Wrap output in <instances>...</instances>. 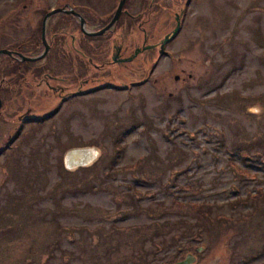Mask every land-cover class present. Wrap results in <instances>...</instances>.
<instances>
[{
    "label": "rangeland",
    "instance_id": "rangeland-1",
    "mask_svg": "<svg viewBox=\"0 0 264 264\" xmlns=\"http://www.w3.org/2000/svg\"><path fill=\"white\" fill-rule=\"evenodd\" d=\"M141 1L151 0L124 5L134 13ZM51 2L0 0V50L41 55V6ZM154 5L141 27L120 15L116 29L130 54L147 32L150 51L104 78L94 68L82 77L65 61L54 78L63 93L35 76L47 59L69 57L60 43L70 46L71 27L48 32L59 47L44 61L0 54V80L15 81L0 92V264H162L176 247H202V264H264V0ZM186 5L174 56L162 57L152 45L174 31ZM108 21L93 19L91 30ZM112 34L94 45H111ZM182 69L185 87L175 80ZM88 78L109 85L71 96L98 85ZM86 147L92 164L67 170L66 153Z\"/></svg>",
    "mask_w": 264,
    "mask_h": 264
},
{
    "label": "flooded vegetation",
    "instance_id": "flooded-vegetation-1",
    "mask_svg": "<svg viewBox=\"0 0 264 264\" xmlns=\"http://www.w3.org/2000/svg\"><path fill=\"white\" fill-rule=\"evenodd\" d=\"M95 1L96 0H54L55 4L51 2L50 4L46 5V7L41 6V46L43 49L41 54L45 50V43L43 41L44 21L48 14L54 12L49 15L46 21V24H45V39L48 44L49 50L47 54L44 56V58L41 59V61L46 60L49 57L48 54L50 52H53V50H56V48L59 47V45H57L56 40H54L56 39L55 37L54 39H51L50 42L47 40V34L49 31L54 30V29L60 31L63 27L66 28L69 26L71 27L70 33L73 30L74 32L70 34L71 35L70 46H67V41L65 40L64 41L61 40V43H60L64 47L65 46L69 47V52H70L69 57L66 55V53L65 54L63 53L64 54L63 56L58 54L60 59L58 58H56L55 60L47 59L46 60L47 63L45 64L46 66L44 65L43 67H41V71L37 73V76H35V77L40 78V80L37 82L39 87L46 86L48 88H51L52 90L55 89V91H59L62 93L66 92L65 90H63V87H58L54 85L55 84L54 78L61 75V73L63 72V70L60 69V67H64L65 61L70 62L71 66H73L72 69L74 73L78 71L77 67L79 64L81 67V70L79 73H81L82 77L86 75L89 76L90 74H92V70L95 69V70H101L99 74H102L104 78L106 69L110 67H116V66L120 67L122 65H126V63L133 62L137 59V57H139V54L135 56L137 51L141 53L142 51H146L148 48H150L151 45H147L148 33L145 32V42H144L145 44L143 45V47L141 49L140 48L136 49V51H134L133 54H130L129 47H125L124 42L122 41L119 42V40L117 39L118 37H120V34L123 35L121 32H119L118 34L116 30L120 21H116L111 29H109L106 33L102 34V36H105L107 33H111V34L113 33L111 45H110L109 38L105 42V44L98 45L97 43L96 45H94V42L92 39L94 37L95 38L102 37V36L96 35V33L100 32L102 29L91 30V24H92L93 19L98 20L100 22L106 21L108 19L109 21L106 23V25L110 23L116 14V11L118 9V6L121 0H118L117 3L112 5L110 8L107 7V10H104V9L101 10L98 8V5L99 6L102 5V0L99 1L101 3L98 2L99 3L98 5ZM155 2L156 0H151L149 5H147L146 1L144 2L141 1L137 5V7H135L134 13L127 10V8L125 7L126 5H124L122 9V13H121V18L123 16H128L129 19H131L133 22H136V21L140 22L141 16L145 12L155 13L154 11V6L156 7V5H154ZM162 6L163 5H160V7ZM187 8H188L187 5L182 6L179 11L180 14L176 13L175 15L176 27L179 22L180 23L179 31L174 35H173L174 31H172L171 33H167L166 36H169V40L165 44L162 54H161V45H162L163 40L160 42V44L156 43L152 45L156 49L158 47L159 54L162 57L171 58L174 56L173 53L170 51V48H171V45L176 42V39L179 33L183 29L185 17H186L187 10H188ZM56 11H60V12H56ZM156 12H157V9H156ZM66 20H70V22H66ZM144 23L140 22L139 27H141L142 26L141 24H144ZM54 35L57 37L59 36L57 33H55ZM64 47L62 48V50H65ZM11 51L21 53V51L15 50V49ZM147 51H150V49ZM87 56L89 57L88 59H86ZM10 58L14 61H23L17 54L11 55ZM129 59H132V60L128 62L127 60ZM158 60L159 59L157 58L155 62H157ZM73 62L75 63V65ZM184 72L185 70L182 69L181 70L182 74H178L175 76V80L177 82H181L182 87L187 86V82L183 77ZM19 77H22V78L19 79ZM13 78L14 76L11 75L9 80H2V79L0 80V92L3 91V88H6L10 91L14 90L13 83L15 81ZM16 78H18L19 85L21 86H23L25 83H29L26 79H24V76H16ZM189 78H191V75H189ZM92 80H95V83L102 81L101 79L96 80L92 78L90 79L88 78L84 81L85 83L90 84L92 83ZM142 82H145V80ZM133 83H138V82H132V84ZM108 85L109 84L104 83V82L98 83V85L92 86L89 89V91H85L83 87H80L78 91L75 93H72L71 96L73 97L84 96V95L89 94L90 91L95 90L94 87H97V89H99V88H103ZM162 248L163 247H160V250H162ZM178 249L179 248L176 247L174 251V253H177L178 256H173V255L169 256L168 258H166V261L163 262L162 264H175V263L185 260L189 256H191V262L189 264H202L200 255H198V253L201 252L202 247H197L194 252L192 251L189 252V249H187L188 252L186 251L184 254L182 253L183 251L181 250L177 252Z\"/></svg>",
    "mask_w": 264,
    "mask_h": 264
},
{
    "label": "water",
    "instance_id": "water-1",
    "mask_svg": "<svg viewBox=\"0 0 264 264\" xmlns=\"http://www.w3.org/2000/svg\"><path fill=\"white\" fill-rule=\"evenodd\" d=\"M125 1L126 0L120 1L118 9L116 11V14H115L114 18L112 19V21L110 22V24L107 27H105L102 31L96 33V35H102L106 29L111 27L118 20L119 16L122 13V9H123ZM56 12H60V11H56ZM52 13H54V12H52ZM52 13H50V14H52ZM50 14H48L46 16L45 21H44L43 41L45 43V50L41 55H39L37 57H27L21 53L13 52V51L8 50V49H1L0 54H5V55H9V56H11L13 54H17L23 61H27V62H36V61H39L42 58H44V56L47 54V52L49 50L48 44H47L46 39H45V24H46V21H47ZM179 28H180V23L178 22V25L175 28L173 35L179 31ZM168 40H169V36H166L162 42V45H161V54H162L164 47H165V44L167 43ZM138 52L139 51H137L135 55H137ZM1 105H2V99L0 97V108H1ZM95 156H96V153L94 150H91V148L86 147V148L72 149V150L68 151L65 155V167L69 171H74L80 167H88L89 164L90 165L92 164V162H93L92 160L95 158ZM190 262H191V256H189L185 260L178 262V263H175V264H189Z\"/></svg>",
    "mask_w": 264,
    "mask_h": 264
},
{
    "label": "trees",
    "instance_id": "trees-1",
    "mask_svg": "<svg viewBox=\"0 0 264 264\" xmlns=\"http://www.w3.org/2000/svg\"><path fill=\"white\" fill-rule=\"evenodd\" d=\"M126 134L127 133H124L123 134V137H125L126 136ZM240 153H242V155H243V157H245L246 158V156H249L250 155V152H247V153H243V151L241 152V151H239ZM119 157H120V151H117L116 152V155H115V157L113 158L114 160L112 161L113 163H112V167H110V170H114L115 169V167L117 166V164H118V162H119ZM230 163H231V165H234L235 164V160H234V153L233 154H230ZM252 163H254V161L252 162ZM252 165V164H251ZM237 166V165H236ZM253 166V165H252ZM126 168H136V164H134V165H129V166H127ZM260 191V190H259ZM259 191H258V193H259ZM262 193L263 192H260V194H259V196H262ZM261 198V197H260ZM10 228H12V226L10 227ZM135 233H138V230H136V232Z\"/></svg>",
    "mask_w": 264,
    "mask_h": 264
}]
</instances>
